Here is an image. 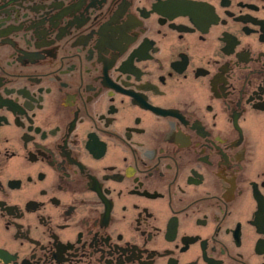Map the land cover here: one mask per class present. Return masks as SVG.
<instances>
[{"label":"flooded vegetation","instance_id":"1","mask_svg":"<svg viewBox=\"0 0 264 264\" xmlns=\"http://www.w3.org/2000/svg\"><path fill=\"white\" fill-rule=\"evenodd\" d=\"M0 264H264V0H0Z\"/></svg>","mask_w":264,"mask_h":264}]
</instances>
